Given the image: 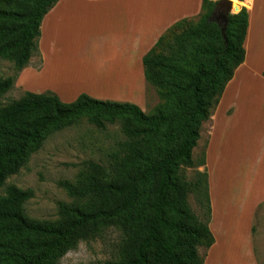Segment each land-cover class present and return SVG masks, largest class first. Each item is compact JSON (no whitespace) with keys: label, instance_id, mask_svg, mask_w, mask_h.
Segmentation results:
<instances>
[{"label":"trees","instance_id":"trees-1","mask_svg":"<svg viewBox=\"0 0 264 264\" xmlns=\"http://www.w3.org/2000/svg\"><path fill=\"white\" fill-rule=\"evenodd\" d=\"M59 0H0V59L14 63L17 73L39 54L40 26ZM240 7V2L232 0ZM218 0H203L195 21L184 18L170 26L143 56V75L162 101L145 114L131 103L94 99L80 94L63 103L52 92H24L0 109V187L16 175L28 148H38L45 134L82 117L99 129L120 122L122 157L112 167V180L90 176L83 185L59 181L81 204H59L60 218L33 221L23 205L32 190L10 185L0 197V264H57L69 249L108 224L123 233L121 258L108 264H204L197 246L210 248L214 237L206 171L196 173L193 188L202 194L208 217H195L186 192L173 177L174 168L191 165L192 149L200 138L198 126L217 106L226 84L243 62L247 11L229 15L226 44L209 17ZM15 78H0V97ZM200 165H204L201 159Z\"/></svg>","mask_w":264,"mask_h":264},{"label":"rangeland","instance_id":"rangeland-1","mask_svg":"<svg viewBox=\"0 0 264 264\" xmlns=\"http://www.w3.org/2000/svg\"><path fill=\"white\" fill-rule=\"evenodd\" d=\"M237 1L241 8H246V0ZM97 22V13L72 4L56 12L48 30L42 31L41 24L42 49L31 56L24 69L21 78L24 86L18 82L20 72H16L14 63L0 59V78H15L12 88L0 97V109L18 100L24 92H52L63 102L70 103L79 94H85L83 89H90L98 100L131 104L139 100L138 107L145 114H154L162 101L143 77L135 81V88H129V83L106 80L108 77L104 76L102 67L104 62L114 58L115 51L105 49L102 38L105 29L99 28ZM55 57L57 62L60 57L62 66L53 70L47 81L49 64ZM40 65L39 71H27L28 67L37 69ZM109 84L122 86L118 92L115 89L106 92L104 86ZM238 96L237 115L225 121L224 117L231 114L232 108H226L225 104L214 106L209 118L198 126L200 138L192 149V164L180 163L173 170L174 179L186 192L190 210L202 222L208 217L207 207L203 195L197 194L193 185L196 173L212 174L208 181L214 212L212 208L208 226L211 224L216 248L212 250L209 264H249L250 261L264 264V202L254 206L258 198L264 197V120H259L264 115L261 111L264 98L258 86H252L250 101L242 108L240 92ZM242 115H245L244 121ZM123 140L119 121L106 122L105 128L99 129L88 117L45 134L38 148H28L26 162L19 172L8 177L0 187V197L10 185L20 190L30 189L33 197L23 205L25 216L33 221L55 222L60 218V203L84 202L70 197L58 182L83 185L90 176L112 180V167L122 157L119 143ZM201 159L204 165H200ZM122 238L120 228L108 224L99 233L80 239L57 264L118 263L122 260ZM208 251L204 242L197 246L198 257L205 264Z\"/></svg>","mask_w":264,"mask_h":264},{"label":"crops","instance_id":"crops-1","mask_svg":"<svg viewBox=\"0 0 264 264\" xmlns=\"http://www.w3.org/2000/svg\"><path fill=\"white\" fill-rule=\"evenodd\" d=\"M246 1L247 29L242 45L244 59L235 69L232 79L226 84L218 103L220 107L225 104L226 108H232L231 114H227L224 117L225 121L232 120L238 113V105L236 103L239 92L242 108L250 101L252 86H258L264 98V0ZM202 2L203 0H59L49 10L46 14L47 16H44L43 23L41 22V30H48L55 18L56 12L60 9H67L72 4H78L80 8H89L91 12L97 13L98 27L105 29L104 37H102L104 39L103 44L105 49L110 48L115 51L114 58L106 59L107 61L104 62V66L102 67L104 76L108 77L106 80L118 83H129V88H135V81L138 78H144L142 66L143 56L174 23L184 18L190 19L198 16L201 12ZM41 49L42 40L39 42V51ZM65 57L66 55L64 56V62L66 63ZM60 66H62L60 57H58V62L57 57L52 59L49 64L50 68L47 73V81H49V76L52 71ZM28 68L27 71L32 70L36 72L41 69V65L37 68L38 70L31 67ZM24 69L18 77V82L20 81L22 86H24V79L21 80L25 72ZM74 81L80 80H75L74 78ZM68 83L71 84L70 82ZM130 83H133L132 86ZM143 84L144 81H142V86ZM121 86V84H114V86L109 84L108 86L105 85L104 89L106 92L109 90L113 91L114 89L118 92ZM96 88L95 86L93 89L96 90ZM135 91H137V86ZM83 92L95 99L90 89H83ZM58 98L61 101L63 100L61 97ZM135 102L137 104H135L136 106H140L141 101L138 100V102ZM262 110L264 114V109L262 108ZM244 117L245 115H242V121H244ZM259 120H264V115ZM210 149L212 150V145ZM208 179L211 181V173ZM209 186L210 183L208 181V195L212 215V208L214 212V202H211L212 198ZM258 202H264V197L258 198L254 206ZM210 225L209 229L212 230ZM246 233L249 232L246 231ZM214 248H216L215 244L209 248L206 264H209L208 260ZM249 264L255 263L254 261H250Z\"/></svg>","mask_w":264,"mask_h":264},{"label":"water","instance_id":"water-1","mask_svg":"<svg viewBox=\"0 0 264 264\" xmlns=\"http://www.w3.org/2000/svg\"><path fill=\"white\" fill-rule=\"evenodd\" d=\"M240 9L241 7L234 5L230 0H218L209 17V20L216 23L220 30L224 45L226 44L225 30L228 23V17L229 15L238 13Z\"/></svg>","mask_w":264,"mask_h":264},{"label":"bare ground","instance_id":"bare-ground-1","mask_svg":"<svg viewBox=\"0 0 264 264\" xmlns=\"http://www.w3.org/2000/svg\"><path fill=\"white\" fill-rule=\"evenodd\" d=\"M230 1L235 5L236 2H234V1H232V0H230Z\"/></svg>","mask_w":264,"mask_h":264}]
</instances>
